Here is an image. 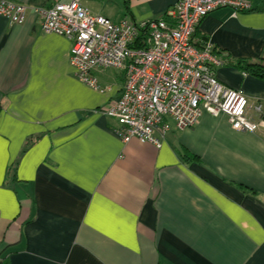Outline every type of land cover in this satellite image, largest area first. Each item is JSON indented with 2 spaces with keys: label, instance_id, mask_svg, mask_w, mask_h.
<instances>
[{
  "label": "crops",
  "instance_id": "1",
  "mask_svg": "<svg viewBox=\"0 0 264 264\" xmlns=\"http://www.w3.org/2000/svg\"><path fill=\"white\" fill-rule=\"evenodd\" d=\"M79 1L138 23L169 20L178 0ZM251 2L257 11L208 14L194 41L231 59H264V0ZM69 49L30 11L22 24L0 15V260L264 264V121L245 133L203 113L188 129L170 123L159 147L123 141L98 112L120 94L122 73L95 70L96 91L75 77ZM215 56L217 80L264 111V81ZM181 150L197 159L184 161Z\"/></svg>",
  "mask_w": 264,
  "mask_h": 264
},
{
  "label": "built area",
  "instance_id": "2",
  "mask_svg": "<svg viewBox=\"0 0 264 264\" xmlns=\"http://www.w3.org/2000/svg\"><path fill=\"white\" fill-rule=\"evenodd\" d=\"M225 7L245 12L252 2L178 0L169 20L138 23L94 15L79 0H52L49 6L0 0V15L11 24H22L30 11L40 18L42 32L67 38L75 77L96 91L102 89L95 70L120 71V94L98 112L117 123L116 133L123 141L135 138L159 147L170 123L177 130L188 129L203 113L224 116L235 131L254 133L258 128L260 105L242 90L222 85L214 74L220 62L210 42L193 39L200 22Z\"/></svg>",
  "mask_w": 264,
  "mask_h": 264
},
{
  "label": "trees",
  "instance_id": "3",
  "mask_svg": "<svg viewBox=\"0 0 264 264\" xmlns=\"http://www.w3.org/2000/svg\"><path fill=\"white\" fill-rule=\"evenodd\" d=\"M251 10L257 11V9H251ZM142 45L143 43H140V46ZM211 53L214 57H216L215 55H218L224 58V62L226 64L231 65L232 67L240 70L241 72L264 81V59H250V58L231 59L226 52L219 51L215 47L211 49ZM217 60L220 63L222 61L221 59L220 60L217 59ZM260 119L264 121V111L262 112ZM180 153L184 161H193L197 159L194 155L184 150H181ZM0 264H8V262L6 260H0Z\"/></svg>",
  "mask_w": 264,
  "mask_h": 264
}]
</instances>
